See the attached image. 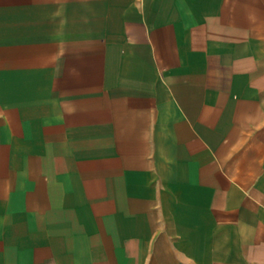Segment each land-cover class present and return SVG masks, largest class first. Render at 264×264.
I'll return each mask as SVG.
<instances>
[{
	"label": "crops",
	"instance_id": "obj_1",
	"mask_svg": "<svg viewBox=\"0 0 264 264\" xmlns=\"http://www.w3.org/2000/svg\"><path fill=\"white\" fill-rule=\"evenodd\" d=\"M0 264H264V0H0Z\"/></svg>",
	"mask_w": 264,
	"mask_h": 264
}]
</instances>
